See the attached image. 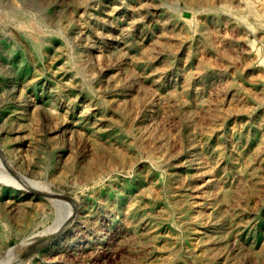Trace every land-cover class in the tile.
<instances>
[{
	"label": "rangeland",
	"instance_id": "obj_1",
	"mask_svg": "<svg viewBox=\"0 0 264 264\" xmlns=\"http://www.w3.org/2000/svg\"><path fill=\"white\" fill-rule=\"evenodd\" d=\"M0 264H264V0H0Z\"/></svg>",
	"mask_w": 264,
	"mask_h": 264
},
{
	"label": "bare ground",
	"instance_id": "obj_2",
	"mask_svg": "<svg viewBox=\"0 0 264 264\" xmlns=\"http://www.w3.org/2000/svg\"><path fill=\"white\" fill-rule=\"evenodd\" d=\"M25 23H26V25H27V27H28V30H29V32L31 33V34H37L38 33V31H39V29L36 27V24H34L31 20H25ZM71 23V22H70ZM20 24V23H19ZM26 27V26H25ZM129 27V26H128ZM127 27V28H128ZM22 28H23V25H22ZM44 29V28H43ZM26 30H27V28H26ZM28 32V33H29ZM40 32V31H39ZM42 32V31H41ZM24 33V32H23ZM39 34V33H38ZM32 37V36H31ZM43 47V46H42ZM39 49H40V47H39ZM39 51V50H38ZM64 59V58H63ZM68 64V63H67ZM70 65V64H69ZM72 66V65H71ZM64 67V66H63ZM65 68V67H64ZM92 107V106H91ZM52 110V109H51ZM53 112V111H52ZM53 114V113H52ZM55 114V113H54ZM57 116V115H56ZM66 118V117H65ZM90 126V125H89ZM92 127V126H91ZM96 131V130H95ZM84 134V133H83ZM86 135V134H85ZM95 135V134H94ZM95 137V136H94ZM98 139V138H97ZM92 140V139H91ZM90 142V141H89ZM113 142V141H112ZM60 202V201H59ZM64 203V202H63ZM60 204H62V202L60 203ZM62 206V205H61ZM65 206V205H64ZM63 206V207H64ZM24 211V210H23Z\"/></svg>",
	"mask_w": 264,
	"mask_h": 264
}]
</instances>
